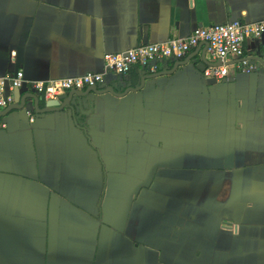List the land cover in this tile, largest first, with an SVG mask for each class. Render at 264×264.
<instances>
[{
    "label": "crops",
    "instance_id": "1",
    "mask_svg": "<svg viewBox=\"0 0 264 264\" xmlns=\"http://www.w3.org/2000/svg\"><path fill=\"white\" fill-rule=\"evenodd\" d=\"M234 20L263 21L264 0H0V77L102 73L106 54ZM203 50L106 74L118 96L75 115L27 99L0 117V264H264V33L213 86Z\"/></svg>",
    "mask_w": 264,
    "mask_h": 264
},
{
    "label": "built area",
    "instance_id": "2",
    "mask_svg": "<svg viewBox=\"0 0 264 264\" xmlns=\"http://www.w3.org/2000/svg\"><path fill=\"white\" fill-rule=\"evenodd\" d=\"M264 33V20L247 23L234 20L223 24L196 28L186 38L170 39L161 44L142 45L137 48L103 57L102 73H87L79 77L48 81L26 80L22 71L0 77V111L14 103V92L22 88L42 97L45 100H57L59 97L74 91H84L99 87L108 73L117 76L128 75L135 67L147 68L155 72L159 65L169 61L184 59L196 47L206 45V53L219 64L204 71L207 78L225 80L228 75L224 65L229 58L242 59L244 47L248 41L258 40ZM254 66L241 60L238 71L248 73ZM32 120V118H31ZM5 125L0 118V129Z\"/></svg>",
    "mask_w": 264,
    "mask_h": 264
},
{
    "label": "water",
    "instance_id": "3",
    "mask_svg": "<svg viewBox=\"0 0 264 264\" xmlns=\"http://www.w3.org/2000/svg\"><path fill=\"white\" fill-rule=\"evenodd\" d=\"M202 62L197 65V69L201 72L204 73V71L206 70L207 67H216L218 65H210L209 63H207L206 61V45L204 46V50L202 51L201 54V58ZM188 61H190V57L181 60H177L176 64H174L173 68L171 71H167L164 73H161L162 75L165 74H170L175 72L178 68L185 66ZM147 69V68H145ZM147 71H149L147 69ZM147 71L143 70L141 72L143 79L141 80V86L143 85V82L146 80V73ZM156 76V75H153ZM207 85L209 86H213L217 83V80L215 78H208L207 79ZM141 86L133 89L131 88L130 84H128V89L125 91L126 93H128L129 91L132 90H139L141 88ZM104 93H111L113 95L118 96L117 94L114 93L112 88L109 89H103L100 87H92V88H88L84 91H74V92H70L66 95H63L61 97H59L57 100H44L43 105L44 108H40V103H41V98L39 96H37L36 94H34L33 92H30L29 94L23 96L18 104H12L11 106H9L7 109L0 111V117L5 116L7 113H9L11 110H22L25 107V101L27 99H30L34 102V108H35V113H37L38 115H45L48 113H68L70 112L72 115H75V113L77 111L82 112L83 109L85 108H90L92 107L93 101L95 99V96L100 95V94H104ZM125 93V94H126ZM120 96V95H119Z\"/></svg>",
    "mask_w": 264,
    "mask_h": 264
}]
</instances>
